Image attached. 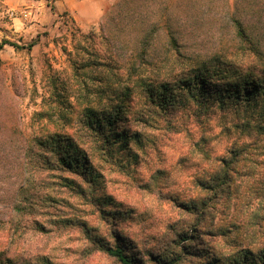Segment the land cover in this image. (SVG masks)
<instances>
[{"label": "rangeland", "instance_id": "rangeland-1", "mask_svg": "<svg viewBox=\"0 0 264 264\" xmlns=\"http://www.w3.org/2000/svg\"><path fill=\"white\" fill-rule=\"evenodd\" d=\"M118 1L106 0L103 14L80 26L70 13L35 15L34 0L11 10L0 0V43L8 40L24 47L5 44L0 51V261L120 264L94 243L96 237L114 242L112 231L130 245L139 264H155L149 253L162 256L165 264H205L195 254L203 249L217 257H230L241 247L254 253L264 250V127L255 126L259 108L245 115L242 109L213 102L202 121L181 110L176 132L160 119L142 118L136 95L127 123L137 138L119 141L112 160L90 158L99 178L98 199L107 211H120L115 224L105 218L108 214L99 213L96 203L62 186L54 173L38 174L33 168L36 161L28 148L35 138L77 128L76 117L68 118L69 107L58 97L78 110L87 105L101 110L115 103L114 88L134 86L118 59L153 24L157 58L140 70L148 81L167 80L185 66L174 62V56L162 55L165 27L158 22L163 25L168 18L184 55L217 54L243 67H264V54L256 55L254 44L235 38L228 20L234 4L242 5V0H121L116 5ZM45 3L53 7V0ZM30 43L34 45L28 49ZM106 72L109 88L97 80ZM246 118L251 121L244 126ZM234 149L242 153L230 163L226 191L211 198L201 184L222 172L227 164L222 159L229 161ZM27 181L44 192L45 202H33L34 209L29 206L32 199L24 200L20 193ZM192 200L206 203L197 217L181 205ZM20 202L24 205L19 212ZM193 222L198 224L191 232ZM177 232L199 234L196 242L187 243L201 250L191 252ZM175 256L179 259L169 263Z\"/></svg>", "mask_w": 264, "mask_h": 264}, {"label": "trees", "instance_id": "trees-1", "mask_svg": "<svg viewBox=\"0 0 264 264\" xmlns=\"http://www.w3.org/2000/svg\"><path fill=\"white\" fill-rule=\"evenodd\" d=\"M120 2L121 0L116 5H119ZM185 2L195 3L194 0ZM239 3L238 1L234 4L231 15L228 17L234 37L241 42L254 44L252 52L256 55H263L264 0H253V2L242 0V5ZM188 9L191 10V7ZM107 17L113 20L111 15H107ZM162 23L164 24L162 25L161 21L158 22L159 27H165L163 38L166 47L162 55L166 59L174 56V62H183L185 66L179 72L172 73L171 78L167 80L157 82L143 79L140 70L146 64L150 65L151 61L157 58L155 56L158 53L156 48H153L156 33L152 29L153 27L157 29V26L156 24L151 25V28L141 31V34L135 37V48L130 52L123 53L124 55L118 59L121 62V68H125L133 77L134 86L126 85L119 91L114 88L112 92L116 96L115 103H110L101 110L89 105L78 110L70 101H60L58 97L57 101L61 102L64 108H70H68L70 114L68 118L72 120L73 116L76 117L77 128L74 132L53 131L47 135L39 136L35 138L33 147L28 148L29 155L35 158L36 163L32 166L38 174L40 172L43 174L54 173L61 181L62 186L74 190L77 195L88 200L89 203H96L99 213L108 214L109 217L105 218L112 224L118 222L117 216L120 211H107L98 199L99 178L90 158L94 155L107 161L112 160L115 146L119 141L137 138V134L130 130L127 123L129 115L133 111L132 102L136 95L143 105L141 110L143 114H140L142 118L148 116L154 120L160 119L168 128L176 132L180 131L178 126L181 125H176L175 119L181 110L190 111L196 121H202L213 102L221 107L231 105L242 109L245 115L258 111L259 108L260 119L255 126L257 129L264 127V67L258 65L252 68L243 67L217 54L206 57L186 56L180 49L179 34L172 28V22L168 18ZM102 37L107 39L106 35ZM5 44L18 49L24 48L17 43L2 40L0 51ZM33 45L34 43H30L27 48L30 49ZM1 63L0 58V66ZM90 65L92 64L88 63L87 66ZM115 68L119 69L120 67ZM108 76L109 73L106 72L102 77H98L99 84L109 88L111 84L109 81L107 82V79L110 78ZM66 102L69 106H66ZM62 116L64 115L62 114ZM244 120L242 125H250L251 118ZM241 153L237 149L231 150L230 160L222 159L227 163L223 165L222 172L213 176L205 184H201L205 191L212 194L211 198H218L219 194L226 191L230 181L228 176L230 163L237 162ZM36 187L33 181H27V185L20 188V193L24 194L22 195L24 200L29 197L32 199L29 201L31 209H34L33 202H38V200L45 202L44 192L38 191ZM21 204L24 205L23 202L16 203L19 212L23 209ZM203 204L206 203L193 200L189 203H181L184 209H187L195 217L203 212ZM197 224V222H193L190 225L191 232L196 231ZM116 234L114 235V231H112L114 238L112 243L102 241L99 237L95 238L94 243L99 250L120 264H139L138 257L130 252V245L123 242L118 233ZM177 234L181 241H185L187 247L193 248L191 252L200 249L194 247L192 243H187L188 240L196 242L197 238H200L199 234H182L180 232ZM170 254L173 253L170 252ZM195 254L199 261L204 259L205 264H264V250L254 253L248 248L241 247L230 257L210 255L206 249ZM174 258L168 262L173 263V260L179 259L178 256ZM149 259L153 260L155 264L167 263L162 256L157 254L149 253ZM3 263L8 264L4 261ZM0 264H2L1 261Z\"/></svg>", "mask_w": 264, "mask_h": 264}, {"label": "crops", "instance_id": "crops-1", "mask_svg": "<svg viewBox=\"0 0 264 264\" xmlns=\"http://www.w3.org/2000/svg\"><path fill=\"white\" fill-rule=\"evenodd\" d=\"M2 2L7 10H11L20 9L25 0H2ZM45 2L46 0H34V4L38 8L35 15H42L44 12L46 15L48 13L57 17L60 14L70 13L80 26H86L87 22H95L97 15H102L106 8V0H53V7L48 6ZM28 13L26 11V15Z\"/></svg>", "mask_w": 264, "mask_h": 264}, {"label": "built area", "instance_id": "built-area-1", "mask_svg": "<svg viewBox=\"0 0 264 264\" xmlns=\"http://www.w3.org/2000/svg\"><path fill=\"white\" fill-rule=\"evenodd\" d=\"M16 12L15 11H10V15H15Z\"/></svg>", "mask_w": 264, "mask_h": 264}]
</instances>
